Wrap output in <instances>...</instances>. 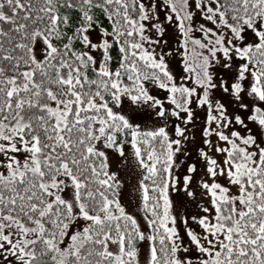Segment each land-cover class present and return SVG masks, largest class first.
I'll list each match as a JSON object with an SVG mask.
<instances>
[{
    "label": "trees",
    "instance_id": "16d2710c",
    "mask_svg": "<svg viewBox=\"0 0 264 264\" xmlns=\"http://www.w3.org/2000/svg\"><path fill=\"white\" fill-rule=\"evenodd\" d=\"M209 1L242 37L264 31V0ZM142 16L138 0H0V125L18 126L23 141L35 142L38 164L0 176V233L6 219L35 231L22 247L23 264H138L143 238L100 146L118 151L132 137L122 118L111 115L119 95L143 105L146 90L162 93L168 82L142 56ZM257 39L246 56L262 105L244 122L242 141L260 154L253 160V152L229 142L239 194L216 201L215 227H205L220 243L212 255L192 257L196 264H264V37ZM182 96L172 92L170 110L184 109ZM52 100L65 108L60 124L49 111ZM163 128L135 142L140 164L149 166L141 177L142 211L151 231L150 264H181L180 232L167 218L174 142ZM61 174L73 182L76 205L89 219L84 237L65 254L72 211L50 188Z\"/></svg>",
    "mask_w": 264,
    "mask_h": 264
},
{
    "label": "rangeland",
    "instance_id": "374dc122",
    "mask_svg": "<svg viewBox=\"0 0 264 264\" xmlns=\"http://www.w3.org/2000/svg\"><path fill=\"white\" fill-rule=\"evenodd\" d=\"M138 1L143 12L139 34L142 56L160 66L168 82L162 93L154 87L146 90L143 105L119 95L111 115L122 118L132 137L118 151H109L104 145L100 150L108 169L121 182V203L143 238L137 262L150 264L151 231L142 211L141 184L142 173L149 166L140 164L135 142L137 136L164 127L165 134L174 142L167 218L173 229L180 232L176 245L178 260L181 264H196L191 262L192 257L212 255L220 243V237H213L206 229L208 225L215 227L216 201L239 194L237 168L228 159L229 142L243 146L244 154L253 152V160L260 154L256 146H248L242 139L244 122L249 120L253 108L262 105L246 50L249 43L258 41L260 34L264 37V31L242 37L240 32L227 27L216 5L209 0ZM260 24L263 26L264 20ZM97 42L98 39L94 43ZM37 43V50L43 52V43ZM99 51L98 48V55ZM177 90H181L184 99L181 111L170 110L169 98ZM49 111L60 124L66 112L64 106L52 100ZM34 153L35 142L23 141L18 126L0 125V176L11 177L13 170H36ZM65 176L59 175L50 184L53 194L64 198L72 211L62 254L73 250L89 224L76 205L73 182ZM224 236L223 230L221 237ZM33 237L34 230L23 229L6 219L0 233V264H23L22 247Z\"/></svg>",
    "mask_w": 264,
    "mask_h": 264
}]
</instances>
